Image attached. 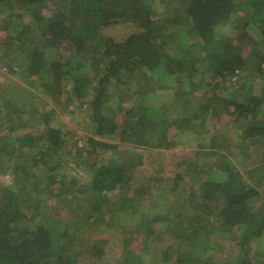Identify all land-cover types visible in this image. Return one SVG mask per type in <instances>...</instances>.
Segmentation results:
<instances>
[{
  "label": "trees",
  "instance_id": "trees-1",
  "mask_svg": "<svg viewBox=\"0 0 264 264\" xmlns=\"http://www.w3.org/2000/svg\"><path fill=\"white\" fill-rule=\"evenodd\" d=\"M0 56V80L42 93L0 88V170L17 176L0 264H104L109 239V264H264V0H0ZM57 96L87 104V144L51 120ZM165 149L180 170L139 179Z\"/></svg>",
  "mask_w": 264,
  "mask_h": 264
},
{
  "label": "rangeland",
  "instance_id": "rangeland-1",
  "mask_svg": "<svg viewBox=\"0 0 264 264\" xmlns=\"http://www.w3.org/2000/svg\"><path fill=\"white\" fill-rule=\"evenodd\" d=\"M0 69L5 70V72H7V68L5 66L4 63V59H2V57L0 56ZM7 81H11L10 83ZM142 82V80H141ZM118 84V83H115ZM7 85V86H6ZM129 85H126L124 87H119V88H123L126 89ZM157 86V84H156ZM0 88H7V93H4V95L1 96H6L10 97V99H26L25 96L28 95V91H36V86L31 85L30 83L26 82L24 80L23 77H21L20 75H15V81H12V79H2L0 80ZM2 91V90H1ZM0 91V92H1ZM38 91V90H37ZM221 91V90H220ZM219 91V92H220ZM37 93V92H35ZM173 93H176L175 90L172 91L170 89H166L162 91V97H161V103L164 101V99H168L167 103L168 104H172V95ZM37 94H42L41 91H38ZM226 94V93H225ZM224 96V93H223ZM225 97V96H224ZM0 97V103L1 101ZM58 100V96L57 97H43V101H48L50 102L48 107H54L57 109L58 111V115L55 117L53 116V118H51L52 121H57L58 123H62L65 126V129L67 131H69L70 133V139L74 142H78V139H83L86 140L84 143L87 144V139L90 137H92V135H95V129L94 126L91 124L90 118H89V114L87 111V107H85V105H87L85 102L83 104V108L78 109V104L79 102H72L70 104L71 107H61L58 108L56 101ZM82 104V102H81ZM71 108H74V111H72ZM225 122V121H224ZM228 128H229V133L230 136L232 138H235V133H234V126H232V124H228ZM177 133V130L172 128L170 131L171 135H174ZM111 140H115L118 141V137L116 136H111ZM123 146V145H122ZM133 147H136L135 145L132 144H125V149H132ZM138 148V147H137ZM143 148V147H141ZM183 150V148H180V150ZM174 150H179V148L177 147V149ZM179 150V151H180ZM144 155L147 156L146 158V163L143 165L142 168H140V171L138 172V177L141 180H146V178L149 177H156V176H162V178L164 177L166 179V181H170L167 180V178H171L172 176H174L179 170V167H176L175 163H173V161H176V159L173 158L172 163H169V159L171 157V151L169 149H165V150H148V151H144ZM72 157L76 158H80L82 157V150L80 148H77L74 152ZM164 157H168V160L166 159L164 165H161V163H163V159H165ZM173 157V155H172ZM160 163V164H159ZM240 166V165H239ZM75 170L81 171L83 173H81V175H85L83 177H86L87 180L90 179V172L83 169L81 166H79V168L75 167ZM151 169V171H149ZM159 170V171H158ZM94 173V171H93ZM29 175H27V177H29ZM15 177H17L15 175V173H11L9 171H2L0 170V197L2 195H4L3 192H1L3 187H11L12 185H14V182H17L15 180ZM26 177L25 175L23 176V178ZM26 182H29V180H26ZM19 185H22L25 183L24 180H21L20 182H18ZM27 184V183H25ZM29 187L31 185H28ZM29 192H32V190H30ZM264 192V190H263ZM21 197H25L20 195ZM24 210L29 211L28 207L24 206L23 207ZM110 232H106V236H109ZM108 234V235H107ZM120 246H122V244H119L116 240H111L109 239L108 244H107V248L110 250V252H107L108 254L104 257V259L102 260V262L104 264H109V260L114 259L113 255L116 256L115 254H119L120 252ZM113 254V255H112ZM117 257V256H116ZM145 257H149V255H145Z\"/></svg>",
  "mask_w": 264,
  "mask_h": 264
},
{
  "label": "crops",
  "instance_id": "crops-1",
  "mask_svg": "<svg viewBox=\"0 0 264 264\" xmlns=\"http://www.w3.org/2000/svg\"><path fill=\"white\" fill-rule=\"evenodd\" d=\"M161 97H162V93H161ZM172 98L175 100H177V98H176V93H173V95H172Z\"/></svg>",
  "mask_w": 264,
  "mask_h": 264
}]
</instances>
